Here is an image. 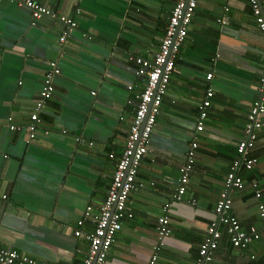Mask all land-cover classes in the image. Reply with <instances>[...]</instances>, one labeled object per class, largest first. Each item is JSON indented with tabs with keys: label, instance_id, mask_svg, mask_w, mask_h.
I'll return each mask as SVG.
<instances>
[{
	"label": "crops",
	"instance_id": "0c3cea01",
	"mask_svg": "<svg viewBox=\"0 0 264 264\" xmlns=\"http://www.w3.org/2000/svg\"><path fill=\"white\" fill-rule=\"evenodd\" d=\"M35 1L75 18L78 26L69 30L49 17L34 24L29 10L0 0V247L51 264H82L89 245L74 235L77 222L88 206L106 201L116 163L109 155L122 156L143 90L130 58L156 55L177 0ZM65 33L69 39L62 44ZM53 61L61 69L55 94L36 138L29 140L25 130L11 131L7 120L31 122ZM263 69L264 40L250 0H199L140 166L143 185L127 204L133 217L125 220L106 264H150L164 215L171 235L156 264L195 263L217 221L216 202L260 97ZM209 88L212 106L199 132V107ZM194 141V170L187 193L176 202L172 195ZM252 155L259 165L243 174L247 186L233 194L232 214L245 229L262 230L251 182L264 176V127ZM209 264H264V234L245 249L224 236Z\"/></svg>",
	"mask_w": 264,
	"mask_h": 264
},
{
	"label": "built area",
	"instance_id": "2783aa9c",
	"mask_svg": "<svg viewBox=\"0 0 264 264\" xmlns=\"http://www.w3.org/2000/svg\"><path fill=\"white\" fill-rule=\"evenodd\" d=\"M15 2L19 7L29 10L34 18V24L43 17H49L62 25L74 30L77 28V20L73 17L58 13L55 8L41 4L35 0H9ZM199 0H177L176 5L170 12L169 24L159 51L152 58L131 56L130 61L137 66L136 74L141 80L143 90L136 96V114L127 136L126 147L120 159L116 160L114 154H110L111 160H115V173L110 184L106 201L98 208L88 206L83 216L77 222L74 235L88 242L89 250L82 264H106L111 248L116 242L117 234L123 229L125 220L133 217L129 212L127 204L132 192L139 186L138 174L140 166L149 152L151 136L157 126L163 100L167 94L172 75L176 68V60L181 46L185 42L191 24L193 22ZM253 15L257 27L264 40V0H250ZM81 12L79 11L78 14ZM225 24V21L218 20ZM71 32V31H70ZM69 39L65 33L60 42L63 44ZM50 71L44 76L39 97L31 113V122L26 126H18L8 117L7 125L13 132L26 131L29 140H34L42 124V113L46 104L55 94V78L61 74L57 62H50ZM213 73H208L207 80L213 79ZM128 89L132 91L133 85ZM212 88L207 91L206 99L199 107V118L197 130H205V121L208 118V110L212 106ZM0 124V129H1ZM264 127V69L260 77V97L254 101L247 117L244 129V137L236 145V156L225 176L224 187L216 202L215 214L217 221L208 228V235L198 250V257L194 264H209L215 259L224 236L230 239L236 248H246L254 241H258L264 234V203L259 202L264 193V179H255L251 182L252 189L256 192L258 201V213L261 229L251 226L245 229L241 221L232 214L234 201L233 194L243 191L247 182L243 176L245 172L253 171L259 160L252 155L259 140V132ZM49 134V130L45 131ZM77 142H84L77 138ZM91 145V144H90ZM198 148L196 141L190 143L186 163L180 168V183L172 200L180 202L187 193L190 177L195 166V153ZM3 199H7L4 195ZM171 204H165V211ZM169 218L161 216L156 227L157 243L153 247L152 260L150 264H156L159 253L165 244V240L171 235ZM92 226L93 229H90ZM220 226L224 227L221 231ZM225 233V235H224ZM0 264H51L47 261L38 260L27 254L20 253L14 249L0 247ZM66 264H73L67 262Z\"/></svg>",
	"mask_w": 264,
	"mask_h": 264
},
{
	"label": "trees",
	"instance_id": "16d2710c",
	"mask_svg": "<svg viewBox=\"0 0 264 264\" xmlns=\"http://www.w3.org/2000/svg\"><path fill=\"white\" fill-rule=\"evenodd\" d=\"M264 177V176H263ZM262 176H260L259 178V180H263L264 178H263ZM245 190V189H244ZM264 194V193H263ZM252 195L253 196H255L256 195V192L253 190V192H252ZM259 202H263L264 203V201H263V197L259 200Z\"/></svg>",
	"mask_w": 264,
	"mask_h": 264
},
{
	"label": "clouds",
	"instance_id": "9594fccd",
	"mask_svg": "<svg viewBox=\"0 0 264 264\" xmlns=\"http://www.w3.org/2000/svg\"><path fill=\"white\" fill-rule=\"evenodd\" d=\"M261 239H262V238H261ZM261 239H260V240H261ZM260 240H258V241H260ZM254 242H257V241H254ZM254 242H253V243H254ZM231 244H232V243H231ZM251 244H252V243H251ZM251 244H250V245H251ZM248 246H249V245H248ZM248 246H247V247H248ZM247 247H246V248H247ZM241 249H245V248H241Z\"/></svg>",
	"mask_w": 264,
	"mask_h": 264
}]
</instances>
